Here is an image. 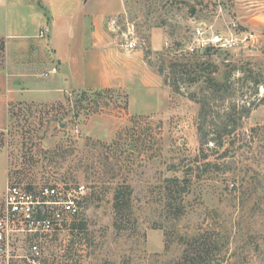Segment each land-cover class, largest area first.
I'll return each instance as SVG.
<instances>
[{"label":"rangeland","instance_id":"obj_1","mask_svg":"<svg viewBox=\"0 0 264 264\" xmlns=\"http://www.w3.org/2000/svg\"><path fill=\"white\" fill-rule=\"evenodd\" d=\"M122 2L124 11L106 19L110 35L119 46L135 38L144 68L124 56L107 86L81 89L83 72L67 81L59 79L61 67L39 75L68 52V35L58 28L49 42L36 39L56 54L34 71L25 99L4 101L0 194L7 184L86 190L72 219L83 220L84 230L68 224L41 242L39 257L18 249L6 264H264V0ZM18 14L13 19L22 22ZM196 27L236 44L201 52ZM156 30L157 49L150 39ZM2 51L0 42V60ZM202 62L204 73L215 68L213 76L227 84L223 99H208L204 128L222 132L227 115L236 118L221 147L201 144L198 135L202 104L190 96L200 101L212 91L193 83L189 71ZM50 78L76 89L39 101L59 95L36 89ZM172 177L186 192L167 181ZM115 189L130 197L121 217Z\"/></svg>","mask_w":264,"mask_h":264},{"label":"crops","instance_id":"obj_2","mask_svg":"<svg viewBox=\"0 0 264 264\" xmlns=\"http://www.w3.org/2000/svg\"><path fill=\"white\" fill-rule=\"evenodd\" d=\"M0 7L4 9V21L0 24V42L3 44L0 60V117L6 113L4 104L7 98L25 99L24 93L33 88L34 71L38 66L46 64L53 52L56 54L55 48L48 51L49 48L45 46L47 42L41 43L36 39L48 37L49 42L58 28L59 32L67 33L69 49L63 57H58L56 64L50 63V67H55V72L59 67L63 69L59 78L61 81H67L72 75L76 77L83 72L87 80L82 77L77 81L75 87L78 89L107 86L112 79L110 75L116 73L113 63H118L124 56L138 57L140 68L145 67L140 50L128 51L124 43L119 46L110 35L111 23L106 19L112 20V16L124 11L122 0H0ZM18 13L22 14V22L13 19ZM43 29L44 36H39ZM159 35L156 30L150 38L155 49L160 47ZM11 39H16L17 45L12 44ZM76 39L80 41L79 45ZM70 41L75 42L73 46H69ZM132 66L129 64V67ZM45 68L39 75L49 70ZM112 77L114 80L115 76ZM50 79L46 85H39L36 89L59 95L39 101L57 100L64 93L76 89L56 84V78Z\"/></svg>","mask_w":264,"mask_h":264},{"label":"built area","instance_id":"obj_3","mask_svg":"<svg viewBox=\"0 0 264 264\" xmlns=\"http://www.w3.org/2000/svg\"><path fill=\"white\" fill-rule=\"evenodd\" d=\"M45 29L39 36H44ZM195 48L230 49L235 38L219 33L205 34L196 27L193 31ZM133 50L139 42L131 38L124 42ZM56 68L42 73L48 76ZM86 197L83 184L54 183L39 187L7 184L0 194V264H6L18 249L29 252L33 259L40 256L41 242L53 232L66 227L79 215Z\"/></svg>","mask_w":264,"mask_h":264},{"label":"trees","instance_id":"obj_4","mask_svg":"<svg viewBox=\"0 0 264 264\" xmlns=\"http://www.w3.org/2000/svg\"><path fill=\"white\" fill-rule=\"evenodd\" d=\"M161 24V23H160ZM158 25V24H157ZM211 50V47H206L201 50V52H205L206 54H209ZM182 65V64H181ZM196 67V68H195ZM205 69H207V65L205 62H202L200 64H196L195 66H192L191 70L189 71V75L192 76L191 81L193 83H196L198 81H203L206 85V90H211L212 97L209 95L204 96L205 98L200 100L197 98L196 94H192L190 97L191 99L198 101L202 104V108L200 111V117L202 118V124L198 126V135L200 137V143L201 144H209V142H212L217 147H221L224 144L223 137L224 135H229L231 132L235 129L236 125V118L232 116L231 114L227 115V124L220 128L222 132H219L218 130H206L204 128V123H206V119L210 117L211 115V108L208 103V99H223V96H219V94L224 93L223 91L226 89L227 84L226 82L217 81L216 78L213 76V72L215 71V68H213V71L209 73H204ZM82 93V92H81ZM84 94V92H83ZM232 123V126H229V124ZM167 181H170L173 183L174 186L179 187V192L184 193L187 190L186 185H181L179 182V179L177 177H172L170 179H167ZM114 199H115V205L114 208L116 209V212L121 217L123 214V211L126 210L130 201V197L128 192L126 190H114ZM70 229H80L84 230L86 228V223L83 220H77L72 221L69 224Z\"/></svg>","mask_w":264,"mask_h":264}]
</instances>
